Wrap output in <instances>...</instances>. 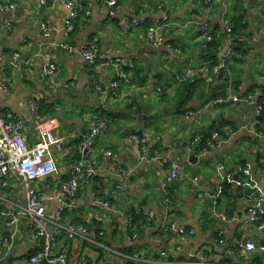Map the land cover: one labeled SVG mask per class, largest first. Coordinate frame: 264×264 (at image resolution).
Instances as JSON below:
<instances>
[{"label":"crops","instance_id":"crops-1","mask_svg":"<svg viewBox=\"0 0 264 264\" xmlns=\"http://www.w3.org/2000/svg\"><path fill=\"white\" fill-rule=\"evenodd\" d=\"M81 2L74 29L66 35L64 19L71 10L60 0H0V113L24 122L23 135L32 147L38 143L32 104L51 110L37 112L58 140L52 146L57 171L34 184L45 197L49 219L61 210L64 224H79L91 231L59 237L52 254L64 253L67 264H166L169 255L179 264L204 260L264 264V252L245 245L264 244V228L250 221L257 197L245 193L247 188L233 187L220 194L216 203L213 198L223 185L220 165L223 174L239 177L240 169L251 164L252 178L264 189V123L257 126L254 104L215 102L243 97L252 84L264 86V0H213L207 9L188 0H118L113 16L97 0ZM240 8L246 10L247 28L240 38L245 54L235 53L237 59L231 57L222 73L210 74L212 62L203 58V38L192 16L203 15L220 43L226 37L227 18ZM136 18L142 21L133 24ZM164 18L169 22L164 43L148 44L147 26ZM43 22L52 29L48 36L40 29ZM91 42L98 47L97 67L87 65L78 52L61 47ZM116 59L131 61L134 67L126 72L138 71L139 78L121 84L120 94L113 97L110 86L115 71L106 63ZM47 60L56 65V71L43 78ZM202 65L206 71L196 74ZM188 69L193 71L192 81L204 80L190 100L182 98L176 82V76ZM180 99L186 100L184 112H176ZM96 112L107 121V128L82 156L79 146ZM214 122L230 125L233 133L220 135L213 148L200 147V132ZM135 134L145 135L147 142L141 145ZM108 151L116 157H108ZM80 157L97 166V173L80 184L74 198H57L70 164ZM174 164L182 167V174L166 186ZM25 191L19 179L0 187V212L23 206ZM164 197L171 200L168 224L192 230L191 234L164 235ZM139 211L146 216L145 223L130 236V216ZM93 223L102 230L99 238ZM0 228L7 240L10 230L6 234L8 229ZM39 245L28 218L18 215L10 258L1 260L4 246L0 242V263L29 264L28 257Z\"/></svg>","mask_w":264,"mask_h":264},{"label":"built area","instance_id":"built-area-1","mask_svg":"<svg viewBox=\"0 0 264 264\" xmlns=\"http://www.w3.org/2000/svg\"><path fill=\"white\" fill-rule=\"evenodd\" d=\"M70 10V16L64 19V30L65 34L69 35L74 29V20L80 15V8L82 5L81 0H60ZM99 3L104 5L108 9L109 16H113L116 12L118 0H97ZM191 3H199L203 9H207L213 0H188ZM41 3H45V0H41ZM88 14L89 11H84ZM193 22L197 25L199 30V37L203 38L202 47L206 49L209 44L214 41L211 35L208 23L204 16L201 14H193ZM142 21L140 18L132 20L133 24H138ZM226 37L224 41L218 45L217 61L210 67L212 74H218L221 70L225 69L232 55L231 45L233 42V26L228 20L225 22ZM40 29L43 35L48 36L51 32V27L43 22L40 24ZM169 33V22L167 18L162 21H152L146 28L145 40L151 45H161L164 43ZM61 47L69 52H78L85 63L91 67L98 66V47L94 42L86 45L75 47L73 45L62 44ZM113 67L115 71V77L111 83V95L116 97L120 94L121 84L129 85L131 83L130 73L126 72L134 67L131 61L125 62L121 59H116L110 63H106ZM207 67L202 65L197 68L195 73L199 74L206 71ZM56 71V65L51 61L47 60L44 62L42 77L53 74ZM193 76V71L188 69L183 75H177L176 80L183 82L190 79ZM97 91L102 92L98 83H95ZM262 93L259 90H255L249 94H245L243 97L237 95L218 98L215 100L216 103H222L227 100L233 102L243 101L246 103H252L255 106L256 117L258 118L261 114L263 103ZM32 109L35 111V117L37 120V132H38V143L35 146L29 147L26 144L23 132L25 130V124L19 119L7 118L0 113V187H8L9 181L12 179H19L25 184V204L23 206H17L15 211L0 212V227L4 225L6 229L10 230L8 239L5 240L0 235V242L4 246V253L1 260H8L11 254V241L17 232L18 227V215H24L29 220L30 228L36 238L40 240L38 249L29 256V264H67L66 256L64 253H58L57 255L52 254V245L56 239L61 236H67L73 238L81 236V234H87L91 231L84 228L82 225H66L62 222L61 210L57 211L53 219H49L46 215L44 200L45 197L40 189L34 184L38 179L47 177L57 171L56 163L52 154V146L55 145L58 140L53 136L51 128L46 124V120L41 116L38 111V106L32 104ZM37 112V113H36ZM107 128V121L103 118L100 112L93 113L90 118V126L88 131L84 134L82 143L79 146L80 153L82 156L92 146L94 139ZM233 129L230 125H225L220 131H214L211 135V139L207 141L208 148H213L216 145L217 139L220 135H226L228 137L233 133ZM133 138L144 145L147 142L145 135H133ZM108 157L115 158L116 155L112 152H106ZM81 156V157H82ZM75 160L69 166V175L66 181H64L56 193V197L67 196L74 198L78 191L79 186L82 182L89 181L98 171L97 166H94L86 162L83 158ZM223 185H230L236 188H256L259 190V196L254 207L250 211V221L256 222L259 219V215H264V189L259 187L257 182L252 178L251 164H247L240 169V177H233L231 175L223 174V167L220 165L217 168ZM182 174V167L178 164H174L167 177L166 186L170 185L173 181L177 180ZM219 188L217 194L213 197L214 203L217 202L220 194L222 193V187ZM119 188H121L119 186ZM164 215L162 232L167 236L168 232H171L173 236L185 235L186 233L191 234L192 230H186L182 227H169L167 217L171 209V202L168 200L163 201ZM108 206V203H105ZM48 224L52 225V228L47 227ZM264 228V223L259 225ZM1 232V228H0ZM100 232L97 236H102ZM91 240V239H90ZM220 242L221 239H219ZM96 243V241L91 240ZM248 249L257 248L264 252V244L248 242L245 244ZM1 264V263H0ZM80 264H87L85 261ZM126 264V263H123ZM166 264H179L173 261H168ZM184 264H215L208 261H191Z\"/></svg>","mask_w":264,"mask_h":264},{"label":"trees","instance_id":"trees-1","mask_svg":"<svg viewBox=\"0 0 264 264\" xmlns=\"http://www.w3.org/2000/svg\"><path fill=\"white\" fill-rule=\"evenodd\" d=\"M245 12H246L245 9L240 8L238 11L235 12V14H233V15L229 16V18H227L228 21L230 22V24L233 26V31H232L233 42L231 45V49H232L231 57L234 60L237 59V57L235 58V53L245 54L244 42L240 39L242 34L245 32V30L247 28V25L245 23H243V21L245 20ZM218 45H220V43L217 39H215L213 42H211L209 44L208 48L203 49V58L209 59L212 62L210 67L217 61ZM210 67H209L208 72L210 74H212ZM222 71H221V73H222ZM130 76H131V81L136 80L139 78V72L133 71L132 73H130ZM176 82H178V81L176 80ZM178 83L179 84H178L177 90L180 92V95H182V98H184L186 100H190L193 97V95L198 91L197 90L198 87L201 86L202 84H204V80L203 79H196V80L192 81V79H188L186 81L178 82ZM255 90L261 91V93H262L261 98L263 101L264 86H262V85L252 84L247 89V93H245V94H249ZM160 93H161V91L159 90L158 94H160ZM223 94L224 93H222V95ZM186 100H185V102H186ZM185 102L182 103V99H180V102H179L178 106L176 107V112H184ZM39 110H40L41 114L46 113V112H51V110L49 108L44 107L43 105L40 106ZM263 123H264V106L262 108L260 116L258 117L257 126L259 127V126L263 125ZM223 125H224V122H214V123L210 124L206 129L201 131L200 133L202 134V139H201L199 146L204 147V148H206V147L208 148L207 141L211 139L212 133L214 131H217V130L220 131V128L223 127ZM232 189H233V187H231L230 185H223L221 194H225L226 192H228L229 190L231 191ZM238 190H240V188H238ZM164 200H168L169 202H171V200L168 197H164L162 201H164ZM145 220H146V216L142 214V211H139L136 213L132 212V214L130 216V221H129L130 226L128 227V231H127L128 234L131 236L134 232L139 230L140 225H144ZM254 223H256L258 225L263 224L264 223V216L262 214L259 215L258 221L254 222ZM90 226L91 225H89V227ZM91 227L97 235L100 232H102V230L100 229V226L97 224L93 223ZM169 227H170V225H169ZM170 235H172V233L168 232L167 236H170ZM166 258L169 261H175L176 260L175 257H173L171 255H169ZM127 263L129 264V262H127Z\"/></svg>","mask_w":264,"mask_h":264},{"label":"water","instance_id":"water-1","mask_svg":"<svg viewBox=\"0 0 264 264\" xmlns=\"http://www.w3.org/2000/svg\"><path fill=\"white\" fill-rule=\"evenodd\" d=\"M194 160H195V158H192V161H194ZM195 161H197V159ZM245 193L253 194L254 197L259 196V190L256 188H247V189H245ZM8 233H9V230H6V234H8Z\"/></svg>","mask_w":264,"mask_h":264},{"label":"rangeland","instance_id":"rangeland-1","mask_svg":"<svg viewBox=\"0 0 264 264\" xmlns=\"http://www.w3.org/2000/svg\"><path fill=\"white\" fill-rule=\"evenodd\" d=\"M261 18H262V17H261ZM261 20H262V22H263V24H264V18H262ZM93 142H94V141H93ZM263 216H264V215H263ZM254 222H255V221H254Z\"/></svg>","mask_w":264,"mask_h":264},{"label":"bare ground","instance_id":"bare-ground-1","mask_svg":"<svg viewBox=\"0 0 264 264\" xmlns=\"http://www.w3.org/2000/svg\"><path fill=\"white\" fill-rule=\"evenodd\" d=\"M225 29H226V28H225ZM32 254H33V253H32ZM32 254H31V255H32ZM28 258H29V257H28Z\"/></svg>","mask_w":264,"mask_h":264}]
</instances>
